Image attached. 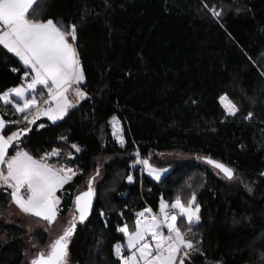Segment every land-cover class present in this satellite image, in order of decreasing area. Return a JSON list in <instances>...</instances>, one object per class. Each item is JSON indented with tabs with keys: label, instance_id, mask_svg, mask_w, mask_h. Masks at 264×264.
<instances>
[{
	"label": "trees",
	"instance_id": "trees-1",
	"mask_svg": "<svg viewBox=\"0 0 264 264\" xmlns=\"http://www.w3.org/2000/svg\"><path fill=\"white\" fill-rule=\"evenodd\" d=\"M34 8L32 18L76 26L87 95L63 119L29 125L18 147L34 158L56 149L75 170L63 187L72 193L61 202L60 218L86 176L103 170L93 211L70 239L71 264H119L113 254L124 241L119 227L132 225L146 205L156 211L161 198L177 195L186 203L193 192L200 220L187 238L200 251L187 264H264V0H41ZM24 71L0 46V94L18 86ZM223 95L237 105L235 116L225 113ZM0 114L24 123V114L1 101ZM113 117L124 146L112 137ZM171 151L190 159L167 165L159 180L132 168L137 152L141 159ZM197 158L224 163L243 184H226ZM105 185L113 187L104 192ZM10 200L0 186V212ZM180 227L187 231L186 223ZM36 232L43 240L44 231ZM24 251L23 229L1 221L0 264H28Z\"/></svg>",
	"mask_w": 264,
	"mask_h": 264
},
{
	"label": "snow or ice",
	"instance_id": "snow-or-ice-1",
	"mask_svg": "<svg viewBox=\"0 0 264 264\" xmlns=\"http://www.w3.org/2000/svg\"><path fill=\"white\" fill-rule=\"evenodd\" d=\"M41 0H0V46L19 59L25 69L23 79L27 82L0 94V101L11 105L17 113L24 114L27 125L34 124L40 116H46L55 123L63 119L69 108L74 105L68 99L70 89L79 99L86 97L81 89L85 81L81 61L76 47L77 29L75 25L65 28L52 19L46 21L32 18L34 5ZM214 15L219 13L214 12ZM13 72L18 69L13 68ZM30 77V79H29ZM47 90V99H42L40 107L35 95L37 87ZM26 94H32L27 98ZM13 98H18L15 101ZM227 115L235 116L239 109L226 95L219 98ZM32 109L34 113L29 114ZM252 114L249 113V117ZM116 117H113V122ZM20 120L5 121L0 118V186L11 189L12 201L25 213L53 224L60 211V196L57 195L68 184L76 172L65 165L56 166L48 163L51 156H59L53 149L39 159L17 147L15 154L9 156V149L22 143L20 137L30 129L18 128L10 135H5L7 124H20ZM39 127H44L41 124ZM114 135L123 146V137L116 123H113ZM73 148L79 149L76 145ZM139 157V152L136 153ZM223 173L228 180L234 179V170L224 163L211 158H204ZM143 164L149 175L159 180L160 171L151 166L148 159H137ZM133 177L128 176L132 181ZM23 190V191H22ZM94 193L89 180L87 191L75 196V213L61 235L49 245L47 252L40 251L31 264H69V242L76 229L77 222L83 221L92 208ZM200 205L196 203L193 192L186 203L177 195L169 205L163 199L159 206V215L152 214V209L145 208L136 214L134 230L125 224L118 231L126 238V244L114 246V254L119 264H187L192 252H199L189 238L191 226L200 220ZM186 223L187 231H182L178 224ZM164 229L167 230L165 234ZM125 248L128 254H124ZM203 254V253H201Z\"/></svg>",
	"mask_w": 264,
	"mask_h": 264
},
{
	"label": "rangeland",
	"instance_id": "rangeland-1",
	"mask_svg": "<svg viewBox=\"0 0 264 264\" xmlns=\"http://www.w3.org/2000/svg\"><path fill=\"white\" fill-rule=\"evenodd\" d=\"M213 13L216 12V13H219L220 14V11L216 8H211L210 9ZM217 16V15H216ZM12 54V53H11ZM13 55V54H12ZM17 58V57H16ZM18 59V58H17ZM19 60V59H18ZM21 63V62H20ZM22 64V63H21ZM22 84H19L18 86H21ZM16 86V87H18ZM14 88V87H13ZM8 90H5L4 92H7ZM44 91L47 92L46 89H42L41 86H38L37 87V90H36V93L35 95L37 96V102H38V105H40V107H46L44 105H42L41 101H40V98L39 97H42L43 95H41ZM4 92H2L1 94H3ZM27 95V98H31V95L32 94H26ZM76 97V94L74 92V90L70 89L69 92H68V99L69 101L74 105L73 107H75L78 102H75L76 100H74L73 97ZM15 101L19 102L18 101V98H13ZM80 100V99H79ZM2 102V101H1ZM3 103V102H2ZM4 104V103H3ZM221 104V103H220ZM222 106V105H221ZM9 107L15 111V109L9 105ZM73 107L69 108L68 111L70 109H72ZM33 111H35V109H32L30 113L28 114H31ZM67 111V112H68ZM15 113H17L15 111ZM20 114V113H18ZM247 116V115H246ZM46 117V116H44ZM47 118V117H46ZM250 118V117H249ZM48 119V118H47ZM38 120V119H37ZM36 120V121H37ZM61 120V119H60ZM58 121V120H57ZM113 123H116L117 124V127L122 130L121 128V123L119 121V119L116 117V121L113 122V119L111 120V123H110V127H111V134H112V137L115 141V143H117L118 145L122 146L120 142H118V139H117V136L114 135V130H113ZM16 126V129L14 131H16L18 128H23V127H28L29 125L26 124V122L24 121V123L21 121L20 124L18 125H15ZM5 134V133H4ZM11 132L9 134H5V135H10ZM120 135H122V131H120L119 133ZM23 137V136H22ZM22 137H20V139H22ZM123 137V135H122ZM123 141H124V138H123ZM123 146H124V142H123ZM18 147V146H17ZM20 148V147H18ZM20 149H23V148H20ZM75 151L76 148H74ZM24 150V149H23ZM26 151V150H24ZM52 152V151H51ZM49 152V153H51ZM14 153L12 154H9V156L11 155H14ZM63 155H68L69 154V151L66 150L65 148H62V153ZM53 157H56V159L58 158V156H51L49 159L53 158ZM36 159H39V158H36ZM48 159V163L50 164H53V165H56V166H60V165H64L63 161L64 158H59L57 159L56 161H49ZM66 159V157H65ZM138 159V157H137ZM136 159V160H137ZM140 159V158H139ZM142 159H148L149 160V163L151 164V166L155 169H158V170H162L160 171V178L165 175L167 172H168V168L169 164L173 163V162H178V161H187L188 159H190V156L189 155H186L180 151H171V152H164V153H155L154 154H150L148 155V157H145V158H141ZM155 159H157V161H155ZM198 159V158H197ZM200 159V158H199ZM196 160V161H200V160ZM136 160L135 162L132 164V168L133 170L137 171V173L139 174L138 177H142V174H146L147 176H149L150 178L154 179L153 176L149 175L148 171L145 169V166L143 164H138L136 163ZM158 163L159 165H164V166H156L155 164ZM200 163H203L205 164L204 161H200ZM67 166V165H65ZM69 167V166H67ZM211 167V166H210ZM74 170V169H73ZM212 170H213V173L215 175H217L223 182H225L226 184L230 185V186H239V185H242L243 184V181L242 179L240 178V176L236 173V171L234 170V179L233 180H228L226 177H224V175L219 172L218 170H216L215 168L212 167ZM75 171V170H74ZM102 174H103V170L102 168L100 167L99 168V172L98 173H95L94 174V171L90 172L87 176H86V181L84 183V186L82 187H77L76 190L79 192L81 190H84L86 189V186L88 184V179H91L92 181V188L94 189L95 187L98 186V184L100 183L101 179H102ZM121 178V176H119V179ZM126 180L128 182H131L128 180V177H126ZM156 180V179H154ZM245 185H246V181H245ZM1 187H5V186H1ZM113 187L112 185H105L103 186V190L104 192L105 191H109V188ZM6 188V187H5ZM10 192H11V189H9ZM23 191V190H22ZM60 191V205H59V213H61L62 211V207H61V202L64 199L66 198H69L71 196V191H64L63 189L62 190H59ZM74 198V197H73ZM164 200L165 202H167L169 205L171 204V202L174 200H171V201H167L166 199L164 198H161V200ZM161 200L159 201L158 203V207H157V210L155 211L157 213V215H159V206H160V202ZM145 209V208H144ZM144 209L138 211L137 213L143 211ZM58 213V216H57V219L56 221L49 225L46 221L38 218V217H35V216H32V215H29V214H25L23 213L19 207L12 201V199L10 200V202L8 203L7 207L0 212V222H5L7 224H15V225H18L20 226L23 231H24V247H25V251H24V254H25V260L27 261L28 264L31 263V260L33 258H35V256L40 252V251H45L47 252L48 250V245L54 240L56 239L59 235L62 234L63 232V229L65 227L68 226V221L71 220L72 216L75 214V211L73 209V199H72V206L69 208V210L66 212L65 216L60 218V214ZM136 213V214H137ZM135 214V219L133 221V224L130 225V224H127L129 226V229L130 230H134V226H135V221L137 219V216ZM179 225L181 224V222L178 223ZM125 225V224H124ZM122 225V226H124ZM121 226V227H122ZM44 231L45 233V237L43 240L39 239L38 236H37V232L36 231ZM164 232L165 234H167V230L164 229ZM117 244H126V238L124 237V241L123 242H118L116 243L115 245ZM114 245V246H115ZM114 246H113V254H114ZM124 254H128L127 253V249L125 248V251H124ZM115 256V254H114ZM115 258L117 259V257L115 256ZM68 260H69V264H71L70 262V258L68 256ZM118 260V259H117ZM119 263V261H118Z\"/></svg>",
	"mask_w": 264,
	"mask_h": 264
},
{
	"label": "water",
	"instance_id": "water-1",
	"mask_svg": "<svg viewBox=\"0 0 264 264\" xmlns=\"http://www.w3.org/2000/svg\"><path fill=\"white\" fill-rule=\"evenodd\" d=\"M214 160V159H213ZM203 161L206 163V160L205 159H203ZM217 161V160H216ZM218 162H220V161H218ZM222 163V162H221ZM209 165V164H208ZM209 166H211V167H213L212 165H209ZM227 166V165H226ZM229 167V166H228ZM214 168V167H213ZM216 169V168H215ZM216 170H218V169H216ZM219 171V170H218ZM220 172V171H219ZM223 174V173H222ZM91 180V179H90ZM92 182V181H91ZM87 188H88V186H87ZM87 188L86 189H84V190H81V191H79V192H77L76 194H75V196L76 195H78L80 192H82V191H87ZM93 189V188H92ZM93 193H94V189H93ZM75 196H74V198H73V209H74V211H75V203H74V199H75ZM93 207H94V196H93V199H92V208L90 209V211H89V215L87 216V218L84 220V221H86L87 219H88V217L91 215V213H92V211H93ZM75 215H77L78 216V213H75ZM83 221V222H84ZM78 224H80V222H77Z\"/></svg>",
	"mask_w": 264,
	"mask_h": 264
},
{
	"label": "crops",
	"instance_id": "crops-1",
	"mask_svg": "<svg viewBox=\"0 0 264 264\" xmlns=\"http://www.w3.org/2000/svg\"><path fill=\"white\" fill-rule=\"evenodd\" d=\"M10 89H11V88H10ZM8 90H9V89H8ZM45 94H47L46 91H44V92L41 94V95H43V96H42V97H39L40 100H42V99H44V98L46 97V96H44ZM46 98H47V97H46ZM46 98H45V99H46ZM73 98H74V100H76L75 102H78V101L80 102V101L82 100V99L79 100V98H78L77 96H76V97L74 96ZM41 102H42V101H41ZM79 102H78V103H79ZM41 104L43 105V103H41ZM39 106H40V105H39ZM44 106H46V105H44ZM13 111H14V110H13ZM34 112H35V111H33L32 113H34ZM14 113H15V111H14ZM16 114H18V113H16ZM29 117L31 118V114H29ZM0 118H2V117H1V114H0ZM39 119H46V120H48V119H47L46 117H44V116H40ZM48 121H50V120H48ZM50 122H52V121H50ZM8 125H9V124H7L6 127H7Z\"/></svg>",
	"mask_w": 264,
	"mask_h": 264
},
{
	"label": "built area",
	"instance_id": "built-area-1",
	"mask_svg": "<svg viewBox=\"0 0 264 264\" xmlns=\"http://www.w3.org/2000/svg\"><path fill=\"white\" fill-rule=\"evenodd\" d=\"M23 73H24V72H23ZM23 73L20 75V78H19L20 84H26V82H27L25 79L22 78V77H23ZM29 79H30V77H29ZM46 99H47V98H46ZM245 118H246V119H249V115H247ZM145 208H150V209H152L149 205H146ZM152 214L157 215V213L155 212L154 209H152Z\"/></svg>",
	"mask_w": 264,
	"mask_h": 264
}]
</instances>
